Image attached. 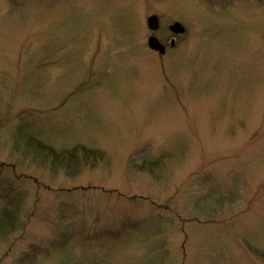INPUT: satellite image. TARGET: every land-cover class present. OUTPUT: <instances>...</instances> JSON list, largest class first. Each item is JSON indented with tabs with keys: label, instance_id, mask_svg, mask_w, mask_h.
Listing matches in <instances>:
<instances>
[{
	"label": "rangeland",
	"instance_id": "obj_1",
	"mask_svg": "<svg viewBox=\"0 0 264 264\" xmlns=\"http://www.w3.org/2000/svg\"><path fill=\"white\" fill-rule=\"evenodd\" d=\"M151 14L186 30L163 56ZM26 136L104 158L52 172ZM7 196L0 264H264V0H0Z\"/></svg>",
	"mask_w": 264,
	"mask_h": 264
},
{
	"label": "trees",
	"instance_id": "obj_2",
	"mask_svg": "<svg viewBox=\"0 0 264 264\" xmlns=\"http://www.w3.org/2000/svg\"><path fill=\"white\" fill-rule=\"evenodd\" d=\"M25 143L26 146L31 148L33 158L39 159V161L44 159L45 163L49 164L52 172L62 170L67 174L76 173L80 171L81 167L93 165L104 158V153L100 149L88 147L81 143L74 144L65 149H58L49 142L33 136H26ZM164 157V154L161 153L155 158L141 160L140 162L131 161L130 165L138 171H146L152 176H158L157 173L163 168L162 159ZM225 198H219L216 202H222ZM20 211L19 200L14 196H7L4 204L0 207V235L8 236L23 225L19 221ZM139 224V221L129 223L128 225L125 224L121 230L114 232V235L118 239H121L127 235L130 228ZM144 228L147 230L145 226ZM109 232L107 234L112 235L113 232ZM137 232L140 233L139 229ZM114 235L111 237H114ZM59 243L63 246L65 244V242ZM254 254L264 262V251L256 249ZM66 264L69 263L67 262Z\"/></svg>",
	"mask_w": 264,
	"mask_h": 264
},
{
	"label": "water",
	"instance_id": "obj_3",
	"mask_svg": "<svg viewBox=\"0 0 264 264\" xmlns=\"http://www.w3.org/2000/svg\"><path fill=\"white\" fill-rule=\"evenodd\" d=\"M147 25L148 28L152 31L158 29V19L156 16H150L147 19ZM174 34L182 33L184 31L183 26L180 23H174L173 25L170 26L169 28ZM173 45V41L171 42V46ZM148 46L150 49L159 52V54H164V46L159 42L158 39L155 37L151 36L148 39Z\"/></svg>",
	"mask_w": 264,
	"mask_h": 264
},
{
	"label": "flooded vegetation",
	"instance_id": "obj_4",
	"mask_svg": "<svg viewBox=\"0 0 264 264\" xmlns=\"http://www.w3.org/2000/svg\"><path fill=\"white\" fill-rule=\"evenodd\" d=\"M163 41V40H162Z\"/></svg>",
	"mask_w": 264,
	"mask_h": 264
}]
</instances>
